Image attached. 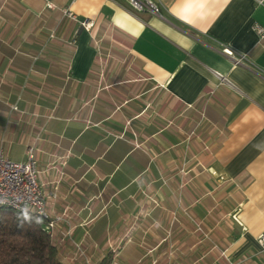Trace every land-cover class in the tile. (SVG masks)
<instances>
[{
	"label": "crops",
	"instance_id": "0c3cea01",
	"mask_svg": "<svg viewBox=\"0 0 264 264\" xmlns=\"http://www.w3.org/2000/svg\"><path fill=\"white\" fill-rule=\"evenodd\" d=\"M152 1L0 0V152L63 264H264V3Z\"/></svg>",
	"mask_w": 264,
	"mask_h": 264
},
{
	"label": "built area",
	"instance_id": "2783aa9c",
	"mask_svg": "<svg viewBox=\"0 0 264 264\" xmlns=\"http://www.w3.org/2000/svg\"><path fill=\"white\" fill-rule=\"evenodd\" d=\"M256 1L264 3V0ZM128 3L134 11L160 15V8L152 0H128ZM85 26L90 27V23H85ZM253 29L260 38H264V27L254 24ZM222 52L236 64H243L245 61L244 56L237 55L227 46H223ZM37 175V159L33 147L28 150L27 159L23 162L13 161L0 152V207L8 206L16 211L33 212L46 220L44 228L50 232L60 217L48 220L45 196L38 183ZM257 241L264 248V232L257 237Z\"/></svg>",
	"mask_w": 264,
	"mask_h": 264
},
{
	"label": "trees",
	"instance_id": "16d2710c",
	"mask_svg": "<svg viewBox=\"0 0 264 264\" xmlns=\"http://www.w3.org/2000/svg\"><path fill=\"white\" fill-rule=\"evenodd\" d=\"M45 223L33 212L0 207V264H63Z\"/></svg>",
	"mask_w": 264,
	"mask_h": 264
}]
</instances>
